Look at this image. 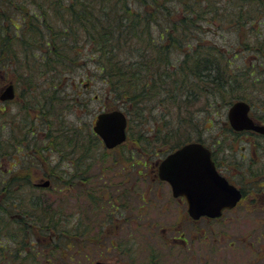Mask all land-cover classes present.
<instances>
[{
	"label": "trees",
	"instance_id": "obj_1",
	"mask_svg": "<svg viewBox=\"0 0 264 264\" xmlns=\"http://www.w3.org/2000/svg\"><path fill=\"white\" fill-rule=\"evenodd\" d=\"M216 36L234 38L221 45ZM97 80L101 92L85 95ZM9 82L16 90L13 100L19 90L25 106L29 103L35 113L24 131L10 124L6 133L5 124H0V264H32L38 257L44 264H64L56 261L54 251L44 252L45 245L38 248L43 242L35 236L44 235V241L59 242L70 252L73 245L79 246L78 235L84 236L86 217L79 215L70 224L71 237L62 234L73 214L66 217L64 209L44 201L42 193L67 188L72 192L74 187L84 191L80 185L91 182L92 162L83 161V156L88 147L103 143L88 125L90 146H78L79 156L73 141L80 136H68L76 133L78 124L64 126L57 106L66 102L81 108L85 99L109 96L113 108L127 115L128 131L129 124H147L154 105L166 101L179 116L177 129L185 131L192 126V102L198 100L204 105L201 110L210 111L242 99L250 104L251 117L264 123V0H0V89ZM144 132L138 137L146 138ZM39 134L43 137L37 146ZM162 138L169 142L167 133ZM46 140L69 162L61 170L53 166L48 174L53 186L50 181L39 187L33 183L31 165L38 164ZM222 143V137L214 142ZM59 145L73 151L64 153ZM145 152L131 148L141 161ZM5 158L9 165L3 168ZM129 159L135 161L134 156ZM253 175L263 178L262 183H251L253 189L264 191V169ZM59 184L66 187L56 188Z\"/></svg>",
	"mask_w": 264,
	"mask_h": 264
},
{
	"label": "rangeland",
	"instance_id": "obj_2",
	"mask_svg": "<svg viewBox=\"0 0 264 264\" xmlns=\"http://www.w3.org/2000/svg\"><path fill=\"white\" fill-rule=\"evenodd\" d=\"M233 38L234 36H216L215 39L221 45H228ZM79 71L84 74L86 68H81ZM101 86L100 81L97 80L91 84L88 91L84 90V94H98L101 92ZM18 94L10 102H0V124H5L3 130L5 129L6 133L10 130L8 126L10 124L15 127L21 126V131H24L25 128H22L25 124L29 126V123L34 121L35 111L29 103L25 106V99ZM85 100L86 104L81 108L72 105L68 107L66 102L58 106L56 104L63 113L61 122L64 126L78 124L75 134L66 132L62 136H66L67 133L72 138L80 136V140H76L77 143L73 141L79 156L82 149L78 146L83 148L87 144L90 146L86 133L89 129L88 125H92L96 114L102 110L115 109L109 96ZM229 105H218L207 111L201 110L204 107L202 102L198 100L192 102L189 114L192 116V126L183 131L177 129L179 116L175 109L164 101L154 105L148 113L150 121L147 124V120L143 123L140 121L136 125L129 124L127 136L132 137L127 144L110 149L100 143L95 147H88L83 161L92 162L89 170L92 177L91 182L80 185V188L84 187L85 190L78 192L79 189L75 190L74 187L72 192L67 188L60 192L56 190L57 192L54 193L47 191L42 193L44 201L49 200L61 206L66 217L73 214L70 216L71 219L64 223L66 230H62V234L66 233L71 237L74 231L70 224H74V220H78L79 215L86 217L87 229L84 236L78 235L76 243L79 246L73 245L69 252L60 244L59 246V242H46L45 236L38 234L35 237H39L41 240L39 242H43L38 248L45 245L44 252L54 251L56 261L64 264H78L74 257L81 259L79 262L85 264H95L96 261L112 264H148L146 257L155 258V264H196L197 257H201L200 243L189 239L190 247L185 253L182 242L177 239L186 234L180 235L181 227L190 224L184 216L178 215L183 214L181 210L185 208L184 204L172 198L167 183L154 177L153 163L174 149L173 143L202 139L205 145L216 149L223 165H229L235 172H239L234 176V181L246 191L236 209L226 212L224 219L214 224L219 231L217 263L264 264V191L261 190L262 188L258 189L259 191L254 190L251 186L254 181L262 183L263 180L261 176L253 174L264 169V139L253 132L235 133L227 120ZM180 113L186 115L184 111ZM204 115H208L209 118L206 122L203 121ZM165 120L168 125L164 124ZM54 122L59 127L57 119ZM145 126L149 127L148 132H144ZM208 126L211 127L207 129ZM140 132H144L146 138H139ZM166 133V140L169 142H165V138H162ZM59 135L60 131L57 137ZM39 136L36 140L37 146L41 145L43 134ZM220 137L223 143L214 144ZM23 144H26V139L23 140ZM43 148L37 157L38 164L31 165L32 180L33 183H38L49 178L50 186H53L52 178L48 174L53 172V166H57L60 170L64 169L69 160L68 157L62 159L59 156L58 147V151H52L53 145L47 140ZM59 148L64 153L73 151L70 146L66 149L59 145ZM131 148L147 151L143 153L142 161L135 153H131ZM24 153L21 152L23 155ZM14 156L17 158L19 155L14 154ZM130 156H134L136 162L130 160ZM89 158L92 160L89 161ZM8 165L6 158L1 161L3 168ZM62 174L68 176L67 173ZM249 174H252L251 177ZM59 185L56 188L66 187L63 184ZM92 197L95 201L91 200ZM123 213L125 216H122ZM152 222L154 223L151 227ZM119 223H122L121 226ZM72 251H77L80 255H74ZM30 252L28 261L33 256V250ZM70 255L74 256L71 260ZM32 264H44V261L42 257H38L32 259Z\"/></svg>",
	"mask_w": 264,
	"mask_h": 264
},
{
	"label": "water",
	"instance_id": "obj_3",
	"mask_svg": "<svg viewBox=\"0 0 264 264\" xmlns=\"http://www.w3.org/2000/svg\"><path fill=\"white\" fill-rule=\"evenodd\" d=\"M15 90L9 82L0 90V100H10ZM250 104L242 99L233 101L227 110V120L235 131L252 130L264 134V124L250 116ZM127 116L120 109L102 110L95 116L93 131L101 138L106 148H114L127 137ZM158 176L171 187L174 196L183 195L188 210L194 218L206 214L219 216L223 209L232 208L240 200L239 188L218 172L210 151L199 141H189L166 155L158 165ZM46 187L49 180L38 182ZM95 264H112L96 261Z\"/></svg>",
	"mask_w": 264,
	"mask_h": 264
},
{
	"label": "flooded vegetation",
	"instance_id": "obj_4",
	"mask_svg": "<svg viewBox=\"0 0 264 264\" xmlns=\"http://www.w3.org/2000/svg\"><path fill=\"white\" fill-rule=\"evenodd\" d=\"M251 132H253V131H251ZM207 147L210 151L211 159L214 161L215 167L218 170V172L221 173L222 175H224L230 183L234 184L237 188H239L241 193H242V197L237 202V204L235 206H233L232 208L223 209L219 216L211 217V216H208L206 214H203V215H200L198 218H194L188 210V206H187V202H186L185 197L183 195L174 196L172 194L171 187H170L169 183L167 181L159 178V176H158V165H159L160 161L166 155H168L169 153L174 151L177 147L170 150L169 152L166 153V155L164 157H162L160 160H155L153 163V165H154V168H153L154 177H158L161 181L167 183L170 187V193H171L172 198L174 200L184 204L185 208H183L181 210V212L183 214H178V215L184 216L185 220L188 221L190 224L185 225L183 228L181 227V230H179L180 235H181V233H186V234H185V236L179 237L177 239L182 242V246H183V248H185V250H184L185 253L188 251V249L190 247V246H188L189 239H191L193 241H198L197 243H200L201 248H200L199 252H201V254H199V255H201V257H197L196 264H218L217 262L219 261V259L217 258V250L216 249H217V246L219 244V231L217 229V226H214V224H216V222H218L220 220H223L226 212L228 213V212L234 211L236 209V207L238 206V204L240 203V201L242 200V198L244 197L243 189L241 187H239V184H237L234 181V176H236L239 172H235L233 170V168L229 167V165H223V161L220 160V156L218 155L216 149L212 148L210 146H207ZM137 164H138V162H137ZM226 166H228L229 168ZM115 206L117 207V205H115ZM122 216H125V214L123 213ZM200 222H202V223L204 222V224H200ZM153 223L154 222H152L151 227H152ZM121 224L122 223H119L120 226H121ZM258 253H260V251H258ZM258 253H257V255H258ZM146 258H147L148 264H152V263L155 264V258H151V257H146Z\"/></svg>",
	"mask_w": 264,
	"mask_h": 264
},
{
	"label": "bare ground",
	"instance_id": "obj_5",
	"mask_svg": "<svg viewBox=\"0 0 264 264\" xmlns=\"http://www.w3.org/2000/svg\"><path fill=\"white\" fill-rule=\"evenodd\" d=\"M14 90H15V88H14ZM16 91V90H15ZM10 100H13V99H10ZM10 100H5V101H8V102H10Z\"/></svg>",
	"mask_w": 264,
	"mask_h": 264
}]
</instances>
